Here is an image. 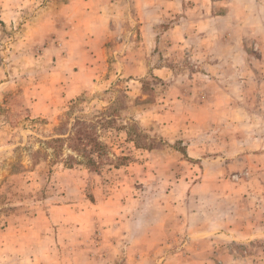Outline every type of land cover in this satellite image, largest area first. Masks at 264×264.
I'll return each mask as SVG.
<instances>
[{
    "label": "rangeland",
    "instance_id": "obj_1",
    "mask_svg": "<svg viewBox=\"0 0 264 264\" xmlns=\"http://www.w3.org/2000/svg\"><path fill=\"white\" fill-rule=\"evenodd\" d=\"M0 264H264V0H0Z\"/></svg>",
    "mask_w": 264,
    "mask_h": 264
},
{
    "label": "trees",
    "instance_id": "obj_2",
    "mask_svg": "<svg viewBox=\"0 0 264 264\" xmlns=\"http://www.w3.org/2000/svg\"><path fill=\"white\" fill-rule=\"evenodd\" d=\"M74 127L78 129L69 131L66 137H58L50 140L53 143L66 144V148L73 154H69L64 163L68 168L75 165H83L91 170H98L104 161H113L110 158V150L107 144L100 141L94 128L82 119H75ZM125 158H116L120 161Z\"/></svg>",
    "mask_w": 264,
    "mask_h": 264
},
{
    "label": "crops",
    "instance_id": "obj_3",
    "mask_svg": "<svg viewBox=\"0 0 264 264\" xmlns=\"http://www.w3.org/2000/svg\"><path fill=\"white\" fill-rule=\"evenodd\" d=\"M147 0H145V3H146Z\"/></svg>",
    "mask_w": 264,
    "mask_h": 264
}]
</instances>
